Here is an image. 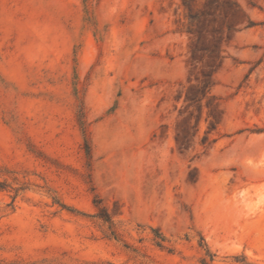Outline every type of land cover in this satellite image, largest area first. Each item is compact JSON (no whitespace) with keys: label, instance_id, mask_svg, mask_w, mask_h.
<instances>
[{"label":"rangeland","instance_id":"1","mask_svg":"<svg viewBox=\"0 0 264 264\" xmlns=\"http://www.w3.org/2000/svg\"><path fill=\"white\" fill-rule=\"evenodd\" d=\"M236 1L188 108L205 0H0V264H264V0Z\"/></svg>","mask_w":264,"mask_h":264},{"label":"trees","instance_id":"2","mask_svg":"<svg viewBox=\"0 0 264 264\" xmlns=\"http://www.w3.org/2000/svg\"><path fill=\"white\" fill-rule=\"evenodd\" d=\"M240 15H243L242 10L236 0H205L202 22H208V24L211 25V32L209 35H211L210 42H212V44L209 50H201V54H198L199 51L195 48V45L191 50L192 61L202 63L203 67L200 76L196 79V84H190L185 93L184 102L187 104L188 108H198V102L200 101L198 98L199 94L201 93V95L203 94V96H205L207 93L206 91L210 90L213 86V74L220 67L221 60L225 58L226 47L230 41V33L232 30H235L232 19ZM228 17H230L231 20H227ZM189 18L195 20L194 16L191 14H189ZM218 18L225 21L221 28L215 27L214 25ZM253 25L254 23L247 19L246 27H251ZM196 26L195 42H198L203 34L200 31V22L197 23ZM224 31L226 32L225 35ZM210 125H212L211 122ZM175 140L179 150H187L189 148L188 145L179 140L178 133L175 136ZM158 245H160L159 242ZM203 264H206V262L203 261Z\"/></svg>","mask_w":264,"mask_h":264}]
</instances>
